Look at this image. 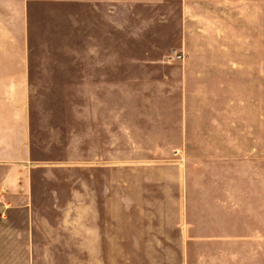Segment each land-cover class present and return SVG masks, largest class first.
<instances>
[{
    "label": "crops",
    "instance_id": "obj_1",
    "mask_svg": "<svg viewBox=\"0 0 264 264\" xmlns=\"http://www.w3.org/2000/svg\"><path fill=\"white\" fill-rule=\"evenodd\" d=\"M246 1L0 0V262L81 243L84 263L264 264L260 96L253 124L255 95L235 104L262 65L228 56ZM55 163L81 168V208L57 209L81 225L40 219Z\"/></svg>",
    "mask_w": 264,
    "mask_h": 264
},
{
    "label": "rangeland",
    "instance_id": "obj_2",
    "mask_svg": "<svg viewBox=\"0 0 264 264\" xmlns=\"http://www.w3.org/2000/svg\"><path fill=\"white\" fill-rule=\"evenodd\" d=\"M242 6V5H241ZM244 8V16L246 17V24L244 25V33L239 34L238 30L240 29L239 21L236 19L235 23V43L236 44H244L247 46V52H238L237 48L235 53L229 52V58H234L235 60L245 59V60H260L262 68H261V83L258 81L256 83H248L235 85V95H236V109L240 107V100L237 99V95H240L242 92L247 95H255L257 98L256 108L253 106V99H245L244 106L250 107L251 115L245 117L251 124L257 121V117H254L252 113L258 112V97L260 96V112H261V121L264 125V0H247L245 4H243ZM238 10V9H237ZM236 10V15H237ZM167 13L178 14L179 8L176 5L171 11ZM247 28V29H245ZM234 54V55H233ZM76 59H81V52L76 51ZM177 59L181 61L185 58L184 53H178L176 55ZM80 70V69H79ZM76 69V75L79 71ZM241 86L245 87L241 90ZM248 87L250 90L248 91ZM74 106L78 110L79 109V116L77 118V126L81 130V109H82V84H75V99H74ZM254 109L251 111V109ZM237 111V110H236ZM238 116H236L237 118ZM263 132L261 133V140L264 142V126ZM78 137L76 136V140ZM71 156L74 159V163L81 162V147L75 146L73 149H70ZM59 161V159H57ZM56 160V161H57ZM73 165H77L74 164ZM81 164V163H78ZM67 166L66 163H55L54 165H50L49 168L39 171L36 174V195L35 201L40 208V219L50 221L59 219L65 220L68 218L69 220H75L79 222L81 225V210L80 212L77 211H60L57 209H62L65 207L69 202L73 203L76 207L81 208L82 205V172L81 168H74L73 165L71 168L63 167L58 168L57 166ZM57 167V168H54ZM44 173V174H43ZM74 199V200H73ZM52 209L54 211H52ZM51 210V211H50ZM46 222V221H45ZM75 222V223H76ZM78 224V223H77ZM79 225V226H80ZM58 229V228H57ZM77 229V228H76ZM50 231L51 229H46ZM61 229H58V234H56V229L53 230V234H55L56 239H60L63 242L66 237L65 234L61 233ZM66 231V229H63ZM81 230V227L78 228ZM51 232V231H50ZM49 235H51V233ZM69 238L70 235H67ZM81 246V243L74 244H55L53 248L54 251L53 255H42L38 257H43L42 260H35L33 262H23V261H4L0 262V264H131L129 262L124 263H116V262H107V263H84L82 260L81 253L78 252L77 248ZM50 249V250H51ZM73 252H72V251ZM60 251V252H58ZM50 257V260H46L44 258Z\"/></svg>",
    "mask_w": 264,
    "mask_h": 264
}]
</instances>
